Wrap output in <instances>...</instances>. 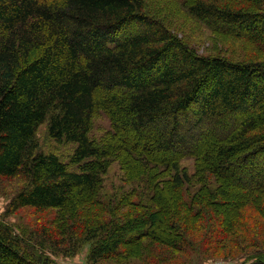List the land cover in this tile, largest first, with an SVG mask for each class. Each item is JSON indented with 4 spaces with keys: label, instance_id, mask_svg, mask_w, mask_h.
Wrapping results in <instances>:
<instances>
[{
    "label": "trees",
    "instance_id": "trees-1",
    "mask_svg": "<svg viewBox=\"0 0 264 264\" xmlns=\"http://www.w3.org/2000/svg\"><path fill=\"white\" fill-rule=\"evenodd\" d=\"M185 4L207 29L252 44L259 60L199 54L145 0H0V178L27 182L6 214L73 212L74 189L93 194L100 212L68 225L59 212L28 236L0 219V264H54L53 253L87 243L88 262L100 264L131 257L124 245L134 239L197 264L237 226L247 229L244 208L264 218V0ZM100 108L115 130L107 141L91 137ZM45 123L52 139L75 145L70 163L40 150ZM117 132L142 146L135 157L145 171L120 164L129 187L107 194L102 177L123 147ZM236 186L249 205L227 215L221 199ZM239 264H264V247Z\"/></svg>",
    "mask_w": 264,
    "mask_h": 264
},
{
    "label": "rangeland",
    "instance_id": "rangeland-1",
    "mask_svg": "<svg viewBox=\"0 0 264 264\" xmlns=\"http://www.w3.org/2000/svg\"><path fill=\"white\" fill-rule=\"evenodd\" d=\"M187 0H145L146 12L155 18H160L167 27L178 36L184 43L194 48L199 54L204 55H219L226 56L235 61H255L259 60V54L255 51L252 44L243 42L242 40L220 35L214 31L207 29L202 23L192 18L187 11ZM262 56V55H261ZM112 122L106 111L99 109L93 118V127L91 137L95 140L107 141L111 133H114ZM38 139L40 150L45 153H55L64 162L70 163L71 156L75 145L67 142H58L48 135L47 123L40 126L38 130ZM124 136L127 137L126 140ZM113 142L116 145H122L115 150L117 160H114L105 175H103L104 192L113 194L119 191V186L128 188V184H124L122 176L124 175L121 165L127 162L129 169L134 171L144 170L142 163L137 164L136 155L143 153L142 146L134 145L135 140L131 135L117 132ZM201 155V152H200ZM121 164V165H120ZM182 165L188 167L190 171L193 169L191 158H184ZM73 166V165H70ZM145 171V170H144ZM26 180L23 176L12 178H0V219H5L11 225H14L17 230L22 231L28 236L29 231L37 229L40 220L47 221L50 217H55L57 214L64 219V222L78 221L91 222L92 219L99 217L100 212L95 207L93 194L81 193L75 189L71 192L69 205L73 206V212L69 210L50 209L38 211L32 207H27L17 212L7 215L6 210L11 199L22 189L26 187ZM228 195L223 197V205L221 206L227 213L231 215L238 211L242 205L248 204L247 193H243L240 187H228ZM251 198V197H249ZM165 198H162V204H165ZM68 205V206H69ZM249 205V204H248ZM174 206V205H173ZM244 207V206H243ZM242 207V209H243ZM197 211L198 208L196 207ZM58 211V212H57ZM241 211V210H240ZM186 213V212H185ZM192 217V216H191ZM243 225L237 226L236 235L230 234L225 236L220 243H214L210 249H206V254L211 255L210 258L201 262L197 260V264H239L245 260V254L255 251L259 247H264V218L258 215L254 210L244 208ZM241 219V221H242ZM197 220L188 219L190 223L187 227L195 226ZM67 225H62L63 228ZM28 228V230H27ZM31 228V229H30ZM193 228V227H192ZM164 230V229H163ZM24 231V232H23ZM28 231L29 233H25ZM159 232L163 233L162 229ZM201 233V231H199ZM193 236V235H192ZM195 239H200L199 234L195 233ZM129 244H125V250L131 257L125 258H108L102 260L100 264H190L191 257L181 252L174 253V248L162 245L155 240L137 241L132 240ZM141 242L143 244H141ZM33 245V244H31ZM89 245L87 243L81 249L72 255L54 254L52 259L54 264H91L88 262ZM127 253V255H128Z\"/></svg>",
    "mask_w": 264,
    "mask_h": 264
}]
</instances>
